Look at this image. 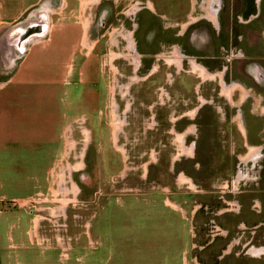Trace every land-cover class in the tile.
Segmentation results:
<instances>
[{"label":"rangeland","instance_id":"rangeland-1","mask_svg":"<svg viewBox=\"0 0 264 264\" xmlns=\"http://www.w3.org/2000/svg\"><path fill=\"white\" fill-rule=\"evenodd\" d=\"M233 1V7L242 6ZM254 3L263 19L249 24L238 10L218 12L217 25L204 12L190 15L203 19L194 28L207 29L209 40L201 51L184 46L198 58L181 59V70L171 65L177 54L152 57L159 48L149 39L150 14L136 15V50L125 36V44L119 40L131 28L116 30L130 20L111 17L115 28L93 52L99 74L91 82L72 74L61 84L70 91L57 99L59 120L73 124L75 139L70 138L72 154L57 164L52 193L48 176L32 198L14 200L42 182L43 174L33 172L27 157L21 174L15 172L18 155L7 161L12 173L0 176V194L6 196L0 203L1 238L14 222L26 227L29 216L65 210L74 264H264V81L247 70L252 64L264 72V0ZM157 4L178 16L184 1ZM194 63L215 77L203 79L192 70ZM233 85L229 98L223 87ZM187 130L181 146L177 133ZM54 146L63 150V139ZM54 146L46 152L53 155ZM181 147L191 151L188 156ZM250 148L256 152L248 158ZM50 158L36 162L44 169ZM20 182L22 187L15 185Z\"/></svg>","mask_w":264,"mask_h":264},{"label":"crops","instance_id":"crops-1","mask_svg":"<svg viewBox=\"0 0 264 264\" xmlns=\"http://www.w3.org/2000/svg\"><path fill=\"white\" fill-rule=\"evenodd\" d=\"M101 1L0 0V176L2 180L5 174L12 173L7 161L13 153L21 160L16 173L21 174L26 168L23 160L27 157L33 160V172L43 174L42 182L37 181L14 200L32 198L45 188L48 176L52 178L49 183L51 194L58 162L62 155L69 157L72 154L73 140L70 138H74V127L69 121L62 124L59 120L57 99L62 100L61 92L67 95L70 91L66 88L70 85L61 84H65L67 78L70 80L72 74H84L85 79L91 82L101 70L93 52L103 37L89 33L93 22L89 10ZM114 1L115 6L118 0ZM35 24H45V34L33 37L22 50H18L17 42L22 30ZM121 29L122 26L116 28ZM45 111L49 113L48 121L44 120ZM84 129L91 133L86 127ZM61 138L64 148L55 150L54 145L61 143ZM51 143L55 150L53 155L46 152ZM73 154L75 156V152ZM44 156L51 158L47 167L42 169L36 160ZM64 181L61 178V185ZM15 185L22 187L21 182ZM5 198L0 194V203ZM37 215L33 219L29 216L26 227L12 223L6 236H0V264H54L53 260L60 264L77 262L73 256L61 261L56 246L40 243L45 236L51 240L56 238L55 231L59 229L54 230L53 225L64 223V216ZM45 224L49 227L48 232ZM50 250L55 252L56 259L48 254Z\"/></svg>","mask_w":264,"mask_h":264},{"label":"flooded vegetation","instance_id":"flooded-vegetation-1","mask_svg":"<svg viewBox=\"0 0 264 264\" xmlns=\"http://www.w3.org/2000/svg\"><path fill=\"white\" fill-rule=\"evenodd\" d=\"M168 1H175V0H168ZM183 1H184V6L180 10L179 13L180 15L172 16L170 15L167 8L157 4V0H118V3H116L115 6H114L115 4L114 0H102L101 3L97 4L98 6L95 5V7H91V9L89 10V16L93 18V22L90 26L89 33L91 36L101 35L102 37H105L108 35V30L112 27L109 21L111 17L118 18L119 20H121L120 19L121 17L125 19H129L130 23L127 24L126 21L124 20L120 22V26H122V30L125 29L126 26L128 27V29L131 28L132 35L131 32H128L127 34L125 33L121 34L119 36V40L121 44L122 43L125 44V39L124 37H122L125 36L129 46L131 48H133L134 46V49L136 50L138 49L137 47L138 44L136 41V32L140 27L139 23L135 21L136 15L139 13L150 14L153 18L152 22L154 24V28H152V30L155 36L153 35L149 39L152 46L154 45L155 47L159 48V50L154 49L152 57L156 60H159V58H164L165 55L176 56L177 54L178 57L176 58L177 60L175 59L173 63L171 62V65H175L177 70H181V64H182L181 59L198 58L196 55H189L186 52L187 49L184 46L187 47L189 46L192 47L193 49L201 51L206 45L207 41L209 40L207 29L205 30V28L204 29L194 28V26L200 24V22H202L203 19L196 16L190 19L189 18L190 15H198L204 12L207 15V17L213 16L215 25H217V20L214 16L218 14V12H220L221 10H225L228 13H236L238 10L241 12V14L248 15L246 16V18L248 17L247 20L248 24L250 23L251 20H253L254 22L257 21L256 19L258 17L260 19L261 18L260 15H262L261 14L262 12L261 11L258 12V10H256L255 8L254 5L256 3V2L254 3L255 0H240L242 6L239 8L233 7L234 4L233 0H183ZM228 3L232 5L228 6ZM131 14L133 16H130ZM162 31L164 32L167 31L168 34H166L165 37L164 35H161V37L158 38L157 34ZM119 32L121 33L122 31L119 30ZM261 37L264 38L262 35ZM167 48H169V50L166 52ZM138 57L139 55H137L136 53L135 55H133V62L135 63V67H137L139 63ZM233 58L236 57L234 56ZM233 58H230V60H232ZM250 63H253V61ZM192 65H193L192 70L193 71L199 70L200 73L199 75H202L203 79L207 75L212 78L215 77L214 75L212 74L210 75L207 72H205L202 67L196 68L195 63ZM156 69L150 71V73L156 71ZM247 70L249 72V75L253 77L255 81L258 82V80L260 81L262 79L264 81V72L262 71V69H260V66H256V65L252 66L251 64L250 67H247ZM216 73L221 74V72H216ZM220 82L224 83L221 78H220ZM220 86L222 88V85ZM229 89L234 90L235 85L231 86V88L223 87V92L227 95V97H229V95L231 94ZM162 92L160 93L161 95L160 99H163ZM191 115H193V113H191ZM183 116L184 114L180 115L179 117L182 118ZM188 130L190 129L188 128ZM188 130L185 131L184 133L182 132L177 133L176 138H180L179 142L182 143L181 146L184 145L183 144L184 137L186 133H189ZM178 135H180V137H178ZM182 148H186V147H181L180 149L182 153L184 152L188 156L189 155L188 152L190 150L183 151ZM253 151L254 153L256 152L253 148H250V152L248 153L249 155H247L248 158L251 157V154H254ZM81 169H78L75 172Z\"/></svg>","mask_w":264,"mask_h":264},{"label":"built area","instance_id":"built-area-1","mask_svg":"<svg viewBox=\"0 0 264 264\" xmlns=\"http://www.w3.org/2000/svg\"><path fill=\"white\" fill-rule=\"evenodd\" d=\"M49 216H52V214H50ZM61 216H64V223H58V224L53 225L55 227L54 230L59 229V231H55L56 232V238L51 240L50 238H47V236H45L46 238L41 240L40 243L42 245H45V246H50V245L56 246L60 251V257L67 259L69 257L68 252L71 249L70 248L71 247V244H70L71 237L67 234L68 224L66 225L67 215L65 214V210H64V212H62L59 215V217H61ZM60 229H61V231H60Z\"/></svg>","mask_w":264,"mask_h":264},{"label":"water","instance_id":"water-1","mask_svg":"<svg viewBox=\"0 0 264 264\" xmlns=\"http://www.w3.org/2000/svg\"><path fill=\"white\" fill-rule=\"evenodd\" d=\"M42 24H38V25H32V26H30V27H28V28H26L22 33H21V35H20V37H19V39H18V50H22L23 49V46L25 45V44H27V43H29V41H30V39H32L33 37H35V36H42V35H44L45 34V25L43 26L42 25V29H39L40 28V26H41ZM35 29V30H34Z\"/></svg>","mask_w":264,"mask_h":264},{"label":"bare ground","instance_id":"bare-ground-1","mask_svg":"<svg viewBox=\"0 0 264 264\" xmlns=\"http://www.w3.org/2000/svg\"><path fill=\"white\" fill-rule=\"evenodd\" d=\"M19 27H20V26H19ZM113 103H114V102H113ZM114 104H115V103H114ZM112 111H113V110H112ZM112 115H113V114H112ZM111 119H112V118H111ZM114 121H115V120H114ZM118 125H119V124H118ZM116 126H117V125H116ZM117 128H119V127H117ZM117 128H116V129H117ZM115 133H117V132L115 131ZM178 137H180V135H178ZM179 140H180V138H179ZM189 153H190V152H188V154H189ZM61 175H62V174H61ZM181 179H182V178H181ZM183 180H184V179H183ZM181 183H182V182H181ZM60 184H61V183H60ZM60 184H59V185H60ZM58 187H59V186H58ZM62 199H63V198H62ZM64 206H65V205H64ZM54 208H55V207H54ZM64 208H65V207H64Z\"/></svg>","mask_w":264,"mask_h":264},{"label":"trees","instance_id":"trees-1","mask_svg":"<svg viewBox=\"0 0 264 264\" xmlns=\"http://www.w3.org/2000/svg\"><path fill=\"white\" fill-rule=\"evenodd\" d=\"M44 25H45V24H44ZM44 25H43V26H44ZM24 30H25V29H23L22 32H23Z\"/></svg>","mask_w":264,"mask_h":264}]
</instances>
